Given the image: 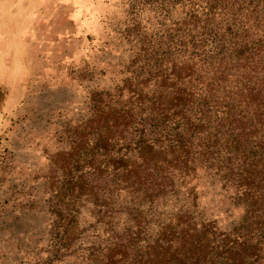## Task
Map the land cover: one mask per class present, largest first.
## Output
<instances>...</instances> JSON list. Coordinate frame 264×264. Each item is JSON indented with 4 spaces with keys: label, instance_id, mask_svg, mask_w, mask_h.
Here are the masks:
<instances>
[{
    "label": "trees",
    "instance_id": "16d2710c",
    "mask_svg": "<svg viewBox=\"0 0 264 264\" xmlns=\"http://www.w3.org/2000/svg\"><path fill=\"white\" fill-rule=\"evenodd\" d=\"M128 15L124 76L89 92L49 157L50 261L264 264V0H133ZM202 175L242 207L230 229L198 211Z\"/></svg>",
    "mask_w": 264,
    "mask_h": 264
},
{
    "label": "rangeland",
    "instance_id": "374dc122",
    "mask_svg": "<svg viewBox=\"0 0 264 264\" xmlns=\"http://www.w3.org/2000/svg\"><path fill=\"white\" fill-rule=\"evenodd\" d=\"M132 1L0 0V264H72L47 252L49 157L68 149L64 131L86 117L89 92L124 76ZM196 194L202 218L223 230L240 220L216 179L202 175Z\"/></svg>",
    "mask_w": 264,
    "mask_h": 264
}]
</instances>
